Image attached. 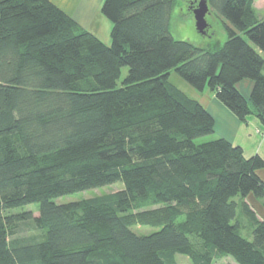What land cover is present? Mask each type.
Wrapping results in <instances>:
<instances>
[{
	"label": "trees",
	"instance_id": "16d2710c",
	"mask_svg": "<svg viewBox=\"0 0 264 264\" xmlns=\"http://www.w3.org/2000/svg\"><path fill=\"white\" fill-rule=\"evenodd\" d=\"M177 1L103 0L106 44L51 0H0V264H264V220L245 202L264 200V159L222 137L197 142L214 120L169 82L174 71L264 125V18L253 0H207L225 40L201 46L172 35Z\"/></svg>",
	"mask_w": 264,
	"mask_h": 264
},
{
	"label": "crops",
	"instance_id": "0c3cea01",
	"mask_svg": "<svg viewBox=\"0 0 264 264\" xmlns=\"http://www.w3.org/2000/svg\"><path fill=\"white\" fill-rule=\"evenodd\" d=\"M57 7L70 16L77 25L92 33L102 42L110 43L111 22L101 10L103 0H51ZM253 8L258 18H264V0H253ZM175 73V72H174ZM176 74V73H175ZM174 74V75H175ZM169 82L182 91L190 99L198 101L214 120L211 138L222 137L241 146L245 157L259 154L264 159V125L255 115H249L245 121L239 120L224 106L209 89L196 90L177 74ZM170 77V75H169ZM252 86L250 80H242L237 84L245 97L249 96ZM264 181V168L257 170ZM263 201L252 194L245 197V202L264 220Z\"/></svg>",
	"mask_w": 264,
	"mask_h": 264
},
{
	"label": "rangeland",
	"instance_id": "374dc122",
	"mask_svg": "<svg viewBox=\"0 0 264 264\" xmlns=\"http://www.w3.org/2000/svg\"><path fill=\"white\" fill-rule=\"evenodd\" d=\"M190 0H178L173 8L170 15V30L172 35L179 40H186L189 42H192L196 45H209L216 41H219V43L223 42L225 40V33L222 29L220 19L217 18L213 12L209 10V12L206 14L205 18L208 24L210 25V32L208 34H201L199 33L195 26H194V20H193V14L188 12V2ZM127 68L123 67L121 69V79L126 75ZM174 71L170 73V79H173L174 77L178 78L176 74L174 75ZM179 79V78H178ZM211 139V134L203 136L201 138H198L196 141H206ZM123 187V184L121 182H115L103 187L85 190L81 192H76L70 195H64L61 197H58L55 201L56 202H68L73 200H79L81 198L86 197H92L96 195H100L103 193H110L114 192L116 190H119ZM157 206H154V208ZM153 208V207H152ZM24 210H30L33 215L37 214V204H29L23 208ZM146 209V208H145ZM144 210V209H140ZM140 210H135L134 213L139 212ZM241 225L240 233L242 236H244L247 239L252 238L251 233V227L250 224L246 219H243L241 217H238L237 219ZM132 230L138 234H148L150 232H153L156 229V227H152L150 225H145L142 223H134L132 226ZM21 236H35L40 237V232H37L35 230H27L25 232L21 233ZM176 264H192L189 257L181 254L175 255ZM214 264H237L230 256L222 257L219 259H215Z\"/></svg>",
	"mask_w": 264,
	"mask_h": 264
},
{
	"label": "water",
	"instance_id": "95a60500",
	"mask_svg": "<svg viewBox=\"0 0 264 264\" xmlns=\"http://www.w3.org/2000/svg\"><path fill=\"white\" fill-rule=\"evenodd\" d=\"M209 12L207 0H197L196 5L192 8L194 26L196 30L205 35L210 32V25L206 21V14Z\"/></svg>",
	"mask_w": 264,
	"mask_h": 264
}]
</instances>
